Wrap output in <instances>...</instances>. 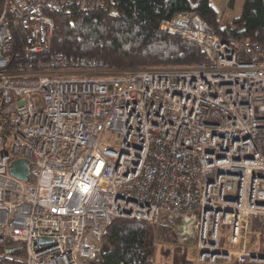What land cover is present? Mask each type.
Listing matches in <instances>:
<instances>
[{"label":"built area","instance_id":"obj_1","mask_svg":"<svg viewBox=\"0 0 264 264\" xmlns=\"http://www.w3.org/2000/svg\"><path fill=\"white\" fill-rule=\"evenodd\" d=\"M112 1L3 0L0 247L18 243L26 264H88L112 219L128 217L166 226L155 242L187 248L190 264L264 263L248 249L250 219L264 234L263 48L227 43L181 11L158 28L194 41L206 62L111 70L56 55L6 69L9 17L40 53L55 15ZM16 159L27 181L9 172Z\"/></svg>","mask_w":264,"mask_h":264},{"label":"trees","instance_id":"obj_2","mask_svg":"<svg viewBox=\"0 0 264 264\" xmlns=\"http://www.w3.org/2000/svg\"><path fill=\"white\" fill-rule=\"evenodd\" d=\"M2 3L0 0V10ZM181 11L199 14L227 43L241 44L248 52L257 46L264 49V0H244L240 15L225 24L209 0H113L103 8L55 15L49 48L40 53L26 50L24 31L9 17L13 44L6 69H36L38 61L56 55L75 63L92 60L111 70L190 67L206 62L194 41L158 28L161 19ZM0 116L6 134V116L1 111ZM249 227L259 230L261 224L250 219ZM167 231L166 226L155 228L145 220L115 217L103 234L99 255L88 264H161L156 259L158 254L163 264H190L185 247L166 245L157 250V233L163 239ZM8 244L0 247V264H26L22 246L13 241Z\"/></svg>","mask_w":264,"mask_h":264},{"label":"rangeland","instance_id":"obj_3","mask_svg":"<svg viewBox=\"0 0 264 264\" xmlns=\"http://www.w3.org/2000/svg\"><path fill=\"white\" fill-rule=\"evenodd\" d=\"M212 6L216 9L220 21L225 24L226 22L232 20L233 18L237 17L240 15L243 7L244 0H209ZM223 231L226 233L227 227H223ZM252 240V238L250 237ZM162 246H166L163 243H157V250L161 248ZM182 247V246H181ZM256 247V246H255ZM258 252H255L256 254H262L264 255V237L262 239L261 244L258 243ZM157 262L161 260V264L164 262L162 259H159V254L156 256ZM207 264V263H204ZM216 264H235L233 262H226L224 260H219ZM249 264V263H245ZM259 264H264V263H259Z\"/></svg>","mask_w":264,"mask_h":264},{"label":"water","instance_id":"obj_4","mask_svg":"<svg viewBox=\"0 0 264 264\" xmlns=\"http://www.w3.org/2000/svg\"><path fill=\"white\" fill-rule=\"evenodd\" d=\"M9 172L22 180L27 181L29 179V164L26 159H16L13 160L9 166ZM40 241H44V239H40ZM250 256L254 258L256 254L254 252L250 253ZM258 257L260 259H264V255L259 254Z\"/></svg>","mask_w":264,"mask_h":264},{"label":"crops","instance_id":"obj_5","mask_svg":"<svg viewBox=\"0 0 264 264\" xmlns=\"http://www.w3.org/2000/svg\"><path fill=\"white\" fill-rule=\"evenodd\" d=\"M251 224L254 225V222H252ZM249 230L252 232V234H251L252 240L250 239V243L248 244V249L250 252L255 253V252H258V249H260V248H257V246H258V243L261 244L264 234L258 233V229L250 228ZM247 263L258 264L255 262H247Z\"/></svg>","mask_w":264,"mask_h":264}]
</instances>
